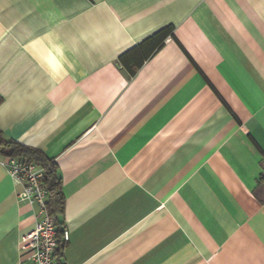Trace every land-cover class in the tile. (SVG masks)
I'll return each instance as SVG.
<instances>
[{
    "label": "crops",
    "instance_id": "1",
    "mask_svg": "<svg viewBox=\"0 0 264 264\" xmlns=\"http://www.w3.org/2000/svg\"><path fill=\"white\" fill-rule=\"evenodd\" d=\"M0 131L58 165L62 264H264V0H0Z\"/></svg>",
    "mask_w": 264,
    "mask_h": 264
},
{
    "label": "built area",
    "instance_id": "2",
    "mask_svg": "<svg viewBox=\"0 0 264 264\" xmlns=\"http://www.w3.org/2000/svg\"><path fill=\"white\" fill-rule=\"evenodd\" d=\"M4 164L18 188L19 202L38 208L35 229L20 245L25 258L36 264H62L58 254L69 242L70 234L62 229L59 238L61 221L51 214L50 191L45 183L44 168L35 162L17 157H8Z\"/></svg>",
    "mask_w": 264,
    "mask_h": 264
},
{
    "label": "trees",
    "instance_id": "3",
    "mask_svg": "<svg viewBox=\"0 0 264 264\" xmlns=\"http://www.w3.org/2000/svg\"><path fill=\"white\" fill-rule=\"evenodd\" d=\"M0 153L6 157L23 158L27 161L35 162L44 168L45 183L50 191L51 214L59 219V216L63 213L64 197L61 192V180L58 173L57 163L49 159L41 150L37 148L26 146L13 139H8L1 131ZM59 230V238H61V224ZM61 250L58 256L60 255Z\"/></svg>",
    "mask_w": 264,
    "mask_h": 264
},
{
    "label": "snow or ice",
    "instance_id": "4",
    "mask_svg": "<svg viewBox=\"0 0 264 264\" xmlns=\"http://www.w3.org/2000/svg\"><path fill=\"white\" fill-rule=\"evenodd\" d=\"M61 46L64 47L65 49H71L74 47L73 40L70 38L62 37L61 38ZM67 55H68L69 59L73 58L72 52L70 50L67 52Z\"/></svg>",
    "mask_w": 264,
    "mask_h": 264
}]
</instances>
